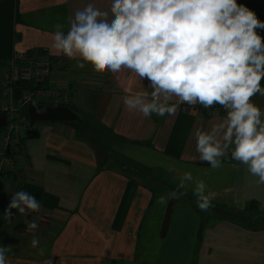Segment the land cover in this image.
I'll list each match as a JSON object with an SVG mask.
<instances>
[{
  "label": "crops",
  "instance_id": "0c3cea01",
  "mask_svg": "<svg viewBox=\"0 0 264 264\" xmlns=\"http://www.w3.org/2000/svg\"><path fill=\"white\" fill-rule=\"evenodd\" d=\"M90 2L110 7V0H0V80L15 55L53 62L45 87L59 88L67 105L129 144L156 177L165 172L171 181L147 180L136 166L97 151L83 136L84 121L39 123L35 136L19 141L23 164L0 183V244L10 249L9 264H264V185L230 152L214 169L195 151V130L225 110L180 104L174 116L142 118L125 109L123 97L147 88V80L128 70L97 71L88 62L77 67L79 57L52 47L55 25L67 31L69 17ZM239 2L264 20V0ZM252 101L264 108V96ZM0 128L2 135L1 107ZM189 171L193 181L178 189ZM195 181L205 183L216 206L208 210L217 217L197 209ZM163 184L171 190L164 196L178 190L187 197L157 203ZM18 190L34 195L40 208L27 216L12 209L9 222L3 214ZM31 223L36 228L28 229ZM33 235L37 247L30 244Z\"/></svg>",
  "mask_w": 264,
  "mask_h": 264
},
{
  "label": "clouds",
  "instance_id": "9594fccd",
  "mask_svg": "<svg viewBox=\"0 0 264 264\" xmlns=\"http://www.w3.org/2000/svg\"><path fill=\"white\" fill-rule=\"evenodd\" d=\"M52 47L77 67L90 63L97 71L128 70L147 88L123 97L129 113L142 118L174 116L180 104L219 105L223 117L195 130L199 161L219 168L229 152L264 185V108L252 101L264 96V20L239 0H110L102 10L92 2L69 17L67 31L56 24ZM193 181L185 172L178 189ZM197 206L207 211L212 199L203 181H195ZM181 192L160 196L159 204ZM37 198L13 192L3 219L11 221L39 210ZM36 228L35 223L28 229ZM32 247L39 245L35 235ZM8 246L0 244V264H9Z\"/></svg>",
  "mask_w": 264,
  "mask_h": 264
},
{
  "label": "built area",
  "instance_id": "2783aa9c",
  "mask_svg": "<svg viewBox=\"0 0 264 264\" xmlns=\"http://www.w3.org/2000/svg\"><path fill=\"white\" fill-rule=\"evenodd\" d=\"M51 71V64L47 59L15 55L8 65V71L0 80V107L5 119L0 139V183L13 177L17 168L23 164L19 147L21 137L38 130V123L29 116H25V119L17 116L20 107L31 103L68 106V99L59 88L45 87ZM21 84L26 86L17 98V90L21 88Z\"/></svg>",
  "mask_w": 264,
  "mask_h": 264
},
{
  "label": "rangeland",
  "instance_id": "374dc122",
  "mask_svg": "<svg viewBox=\"0 0 264 264\" xmlns=\"http://www.w3.org/2000/svg\"><path fill=\"white\" fill-rule=\"evenodd\" d=\"M49 61V60H48ZM51 64V67L53 68V65L51 63V61H49ZM6 72L8 71V67L5 70ZM21 89V91L23 90V88H19ZM18 89V90H19ZM17 90V98H19L20 96V92L18 93ZM1 96V95H0ZM79 100V97H78ZM1 104V101H0ZM80 106V104H79ZM83 105H81V110H83L82 108ZM79 116H80V120L84 121V129H83V136L86 139V141L90 142L91 145H93V147L95 146V148H97V151L104 153L106 156L110 155L112 157V161L115 163H118L120 165H124V166H128V165H133L136 166L137 169H135V173L140 175V174H146L148 176L147 180L150 181H154V180H167V181H171V176L166 177V173H162L161 175L158 174V177H156L155 173H151L150 171H148V169H146L147 167H143L139 161L141 160V157L138 156V154L132 152L131 150V146L129 144H126L125 142L118 140L116 137L112 136V134L110 133L109 130H107L105 127L103 126H98L97 124H93V119L90 116H87L85 114H83V112L81 111H76ZM17 116L20 119H25V116L23 115L22 111H18L17 112ZM80 120H78L79 122H81ZM43 122L46 121H39L37 122L38 124H43ZM57 122V121H55ZM62 122V121H59ZM68 122V121H65ZM69 122H77V121H69ZM83 123H80L81 125H83ZM83 125V126H84ZM3 128H0V132L2 131ZM0 139H1V134H0ZM0 149H1V144H0ZM102 156V155H101ZM139 160V161H138ZM131 169H134L130 166H128ZM131 171V170H130ZM137 176V175H136ZM158 178V179H157ZM171 191L170 188H168V186H166L165 184L162 185L161 189H160V193L159 195L164 196L166 194V192ZM170 193V192H169ZM182 193V192H181ZM184 195V197H187L185 194L182 193V196ZM216 207V206H214ZM214 207H210L211 209H214ZM197 209H200L199 207H197ZM201 210V209H200ZM202 213V212H201ZM208 213H211V218L213 217H217L218 213L217 210H213V212L211 210H208ZM239 213V212H238ZM236 213V215L238 214ZM203 214L205 216H207L206 211L203 212ZM214 214H217L214 215ZM214 221H210V223H213Z\"/></svg>",
  "mask_w": 264,
  "mask_h": 264
},
{
  "label": "water",
  "instance_id": "95a60500",
  "mask_svg": "<svg viewBox=\"0 0 264 264\" xmlns=\"http://www.w3.org/2000/svg\"><path fill=\"white\" fill-rule=\"evenodd\" d=\"M27 113L32 121H78L79 114L69 106L56 104H26Z\"/></svg>",
  "mask_w": 264,
  "mask_h": 264
},
{
  "label": "trees",
  "instance_id": "16d2710c",
  "mask_svg": "<svg viewBox=\"0 0 264 264\" xmlns=\"http://www.w3.org/2000/svg\"><path fill=\"white\" fill-rule=\"evenodd\" d=\"M21 85H22V84H21ZM21 85H20V86H21ZM23 85L26 86V84H23ZM25 86H24V87H25ZM20 91H21V89L18 90V93H19ZM0 95H1V92H0ZM0 99H1V96H0ZM70 105H71V104H68L69 107H71ZM73 110H74V109H73ZM19 111H22V113H23L24 116H26V117L28 116V113H27V109H26V107H20ZM75 111H76V110H75ZM80 121H82V120H80ZM77 122H79V121H77ZM37 133H38L37 131H36V132H29L27 136H29V137H30V136H35Z\"/></svg>",
  "mask_w": 264,
  "mask_h": 264
}]
</instances>
